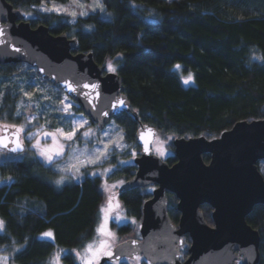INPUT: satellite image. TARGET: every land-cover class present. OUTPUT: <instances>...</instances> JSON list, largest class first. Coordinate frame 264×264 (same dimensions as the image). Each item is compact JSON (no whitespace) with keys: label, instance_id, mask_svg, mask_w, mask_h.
Returning <instances> with one entry per match:
<instances>
[{"label":"trees","instance_id":"trees-1","mask_svg":"<svg viewBox=\"0 0 264 264\" xmlns=\"http://www.w3.org/2000/svg\"><path fill=\"white\" fill-rule=\"evenodd\" d=\"M7 1L23 12L31 26L44 23L52 33L75 37L78 45L72 51H90L99 64L112 60L130 109L111 120L135 149L140 148L135 139L140 122L153 125L164 136L211 138L238 120L264 118V0H102L110 17L96 10L73 19L65 12L40 8L48 1L68 0ZM23 66L42 81L24 62L0 63V76L19 72ZM180 71L190 73L187 83ZM0 93V122H19V92L6 85ZM75 110L82 111L78 104ZM168 145L173 149L171 140ZM130 155L129 150L113 151L102 163L112 166L113 175L127 179L136 165L120 159ZM202 157L208 161L209 153ZM164 160L172 164L176 157L169 153ZM257 167L264 176V158ZM57 174L53 164L36 156L18 157L0 148V220L5 225L0 231V254H7L11 264H46L61 248L63 264H81L76 250L95 235L104 198L101 178L83 168L78 178L57 185ZM149 185L118 192L125 213L135 222L139 223L143 202L151 195ZM166 198L167 213L176 223L177 198L169 191ZM199 208L212 224V207L202 203ZM246 221L259 233L258 264H264V205L254 204ZM110 226L123 236L133 232L135 224L111 220ZM48 229L52 239L39 237ZM189 243L186 233L181 258L187 255ZM100 264L130 262L122 257Z\"/></svg>","mask_w":264,"mask_h":264},{"label":"water","instance_id":"water-1","mask_svg":"<svg viewBox=\"0 0 264 264\" xmlns=\"http://www.w3.org/2000/svg\"><path fill=\"white\" fill-rule=\"evenodd\" d=\"M0 28L4 29L0 63L24 62L34 67L42 80L57 83L73 98L98 128L130 109L119 73L106 70L90 51H72L78 45L75 37L52 33L44 23L31 26L23 12L7 0H0ZM66 83L77 90L69 91ZM84 84L97 87L84 88ZM118 100H123L124 106L117 104ZM13 132L15 129L9 127L0 134L11 137ZM155 134L153 125L138 124L135 139L140 149L133 158L136 169L119 187L154 185L142 205L139 236L118 241L111 255L101 257L97 264L138 254L153 264H258L260 237L246 215L254 204L264 205V176L257 167V161L264 158V118L238 120L211 138L175 136L176 160L172 164L152 151ZM19 140L22 150L11 151L14 143L0 148L22 152L25 143L21 133ZM203 153H209L208 161ZM166 191L177 198L180 214L176 223L167 213ZM202 203L212 207V224L202 215ZM186 233L190 243L187 255L181 258Z\"/></svg>","mask_w":264,"mask_h":264},{"label":"rangeland","instance_id":"rangeland-1","mask_svg":"<svg viewBox=\"0 0 264 264\" xmlns=\"http://www.w3.org/2000/svg\"><path fill=\"white\" fill-rule=\"evenodd\" d=\"M79 4L84 5L83 8L78 7L77 4L73 3V0H68L64 3H57L53 1H48L42 3L40 8L44 7L51 8L53 4L64 7L68 9L67 13L75 12L76 14H80L83 12H91V11H100L105 18L111 16V11L107 10L102 0H99V3L103 5V8L95 7V0H78ZM66 13V12H65ZM70 15V14H69ZM73 19L74 16L70 15ZM111 62L112 66L115 68L112 60H107L105 62V69H107V64ZM181 73V76L184 80H186L190 73ZM6 85H12L17 89L20 96L17 99L16 105L17 110L16 113L19 112L21 119L17 123H5L3 124L9 125H24L23 135L27 141L26 148L22 152L13 153L15 156H36L43 163H47L43 157L38 154V150L33 147V145L40 141L41 145L51 146L53 144L52 138L44 137L43 135L37 136L36 133L40 131L43 133L44 131L54 132L55 129L61 128L65 132L69 131L72 127L73 121H79L81 118L83 120H87L88 124L85 125L83 129L77 133V136L72 141H63L59 140V143H62L64 146V154L61 157L55 158V163H53L54 168L58 170L57 177L55 181L60 179L61 176L67 177L64 181L72 178L71 172H61L60 168H65L71 164H76V157H79L81 160L85 159L88 156L93 155L96 149H104L105 145L107 147V153L116 151L123 152L125 150L131 151V155L128 159L121 158L120 162H133V158L138 154V149L130 146L129 142L125 141L123 137L122 130L120 127L113 121L110 120L103 128H98L95 124H92L89 120V117L83 111L75 110L76 101L65 94L62 90L59 91V85L53 81L42 80L40 81L31 71L26 67L20 68L19 72L13 73L11 75H1L0 76V89ZM23 89V91H21ZM29 93V96H25L24 93ZM65 97L67 98L65 100ZM64 100L65 103H70L72 108L70 113H65L63 109V105L61 101ZM32 117L35 119L32 123H28V120ZM92 129V135L88 138H85L81 135V133L87 128ZM173 137L171 135H161L159 132H156L154 139L151 144L152 151L158 154L160 157L164 159V157L173 153V149L168 145L169 141H172ZM119 145V146H117ZM83 153V154H82ZM10 155V153H7ZM104 159L99 164L88 165L86 168L81 167L80 173L82 169L85 168L90 174H98L101 178V187L103 190V202L101 207L99 208V216L96 224V232L92 240L83 245L81 248L76 250V254L80 253V256H77L78 260L81 264H84L81 257L86 256L84 253V249L86 246L93 241L100 240L106 241L107 248L104 254H100L96 256L94 260V264H97L101 257L107 255L106 252H112L113 246L120 240L125 239L127 237H138L139 236V223L134 221L132 217L125 213V210L122 206V203L119 199L118 192L120 185L126 180L123 177L115 176L112 174V166L110 164L102 163ZM106 169H111V171L106 172ZM1 183V180H0ZM149 185V184H148ZM107 186V188H106ZM151 191L154 185H149ZM111 198V200H110ZM103 209V211H102ZM115 220L117 223H122L125 221H133L135 224L134 231L127 235H119L114 229L110 226V221ZM103 225L104 231L103 233H98L97 228ZM138 225V227H137ZM46 232H51L50 229L45 230L39 234V237L52 239L51 237H44L42 234ZM138 233V235H137ZM65 249H57L51 258L48 259L46 264H63L60 254ZM59 257L58 262H54V257ZM0 257H7V264H11L9 261V257L7 254H0ZM87 257H91V253L87 254ZM130 264H153L150 262H143V256L138 254L132 257H124ZM15 264V263H13Z\"/></svg>","mask_w":264,"mask_h":264},{"label":"snow or ice","instance_id":"snow-or-ice-1","mask_svg":"<svg viewBox=\"0 0 264 264\" xmlns=\"http://www.w3.org/2000/svg\"><path fill=\"white\" fill-rule=\"evenodd\" d=\"M73 3L77 4L78 7L83 8L84 5L79 4L78 0H73ZM95 7H99V8H103V5L99 3V0H95ZM43 7L44 11H55V12H68L67 8L64 7H60L57 6L55 4L52 5L51 8L48 7ZM72 16H75L76 13L75 12H70L68 13ZM80 15H87L86 12H81ZM4 35V29L0 28V36ZM16 51H19V49H15ZM176 67H179V65H177ZM107 69L110 72H114L116 69L112 66L111 62H109L107 64ZM191 79V75H189V77L185 80V83H187L189 80ZM66 87L68 88L69 91H76V87H73L71 85V83H66ZM79 87V85H78ZM82 87L84 88H91V89H95L97 87V85L95 84H84ZM21 91H23V89H21ZM0 95H2V93H0ZM25 96H29V93L25 92L24 93ZM84 95L87 97L88 93H84ZM67 98L65 97V100ZM91 102V101H90ZM61 104L63 105V111L65 113H70V110L72 108V105L70 103H65L64 100L61 101ZM117 104H119L121 107L124 106V101L123 100H118ZM113 107L115 108L116 105L114 104ZM17 115H19V112H17ZM105 116L108 115L107 112L104 113ZM35 119V117H32L31 119L28 120V123H32V121ZM88 124L87 120H83L81 118V120L79 121H73L72 127L69 131L65 132L63 129L61 128H57L55 129L54 132H48V131H44L43 133H41L40 131H38L36 133L37 136L43 135L44 137H51L53 140V144L51 146L48 145H41L40 141L37 140V142L33 145L34 148H36L38 150V154L44 158V160L49 163V164H53L55 163V158L56 157H61L64 154V146L62 143H59V140H63L65 142L67 141H72L74 142L75 137L77 136V133L80 131V129H83L85 127V125ZM14 128L15 132H13L11 134V137L7 136V135H3L0 134V146L4 147V148H8L9 143H14L15 147L11 148V151L15 152L17 150H22V143L19 140V134L21 132H23L24 130V125H2L0 124V129H4L5 131L9 128ZM151 131V130H148ZM81 135L85 138H88L92 135V129L89 127L87 128V130L83 131L81 133ZM141 138H143V133H141ZM119 146V145H117ZM107 147L108 145H105L104 149H96L93 153V155L86 157L85 159L81 160L79 157H76L77 163L76 164H71L65 168H60L59 170L61 172H71L72 173V178L76 179L79 177V175H81L80 173V168L81 167H87L88 165H94V164H99L102 159L106 158L108 153H107ZM147 151V148L145 149ZM83 154V153H82ZM106 172L111 171V169H106ZM93 175H95V173H93ZM67 179V177L65 176H61L60 179L56 180L55 183L57 185H60L64 182V180ZM107 188V186H106ZM111 200V198H110ZM103 211V209H102ZM5 228L4 225V221L0 220V231H3ZM104 228L103 225H101L100 227L97 228V232L98 233H103ZM44 237H51L52 233L51 232H46L42 234ZM107 248V244L106 241L104 240H100L98 243L97 241H93L92 243L88 244L86 246V248L84 249V253L86 254V256L81 257L82 261L84 262V264H94V260L96 258V256L100 255V254H104ZM91 253V257H87V254ZM107 255H111L110 252H106ZM77 256H80V253H77ZM54 262H58L59 257H54L53 258ZM0 264H7V257H0Z\"/></svg>","mask_w":264,"mask_h":264},{"label":"flooded vegetation","instance_id":"flooded-vegetation-1","mask_svg":"<svg viewBox=\"0 0 264 264\" xmlns=\"http://www.w3.org/2000/svg\"><path fill=\"white\" fill-rule=\"evenodd\" d=\"M0 124H2V125H9V124H3V123H0ZM9 126H11V125H9ZM0 131H1V129H0ZM21 141H23L25 143V148H26L27 147L26 146L27 141H26V139H25V137L23 135V132H21Z\"/></svg>","mask_w":264,"mask_h":264}]
</instances>
